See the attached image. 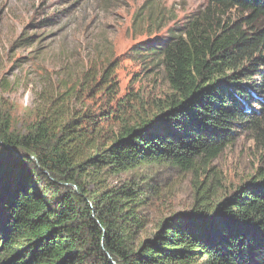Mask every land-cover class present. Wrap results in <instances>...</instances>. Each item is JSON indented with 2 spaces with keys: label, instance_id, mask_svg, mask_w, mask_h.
Instances as JSON below:
<instances>
[{
  "label": "trees",
  "instance_id": "1",
  "mask_svg": "<svg viewBox=\"0 0 264 264\" xmlns=\"http://www.w3.org/2000/svg\"><path fill=\"white\" fill-rule=\"evenodd\" d=\"M139 49L170 93L107 139L86 112L49 103L16 132L0 108V264H264V0H207ZM244 134L260 151L255 172L151 233L142 185L109 182L209 163Z\"/></svg>",
  "mask_w": 264,
  "mask_h": 264
},
{
  "label": "rangeland",
  "instance_id": "2",
  "mask_svg": "<svg viewBox=\"0 0 264 264\" xmlns=\"http://www.w3.org/2000/svg\"><path fill=\"white\" fill-rule=\"evenodd\" d=\"M206 4L0 0V108L9 113L12 129L25 131L49 103L93 116L104 139L150 118L170 90L159 61L139 48ZM259 157L244 134L209 163L189 170L148 164L109 182L133 179L142 185L148 199L141 213L151 233L162 218L191 211L204 191L210 204L229 194L255 172Z\"/></svg>",
  "mask_w": 264,
  "mask_h": 264
}]
</instances>
